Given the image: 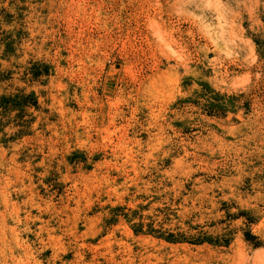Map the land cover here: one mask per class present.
<instances>
[{"label":"rangeland","instance_id":"rangeland-1","mask_svg":"<svg viewBox=\"0 0 264 264\" xmlns=\"http://www.w3.org/2000/svg\"><path fill=\"white\" fill-rule=\"evenodd\" d=\"M0 211L3 264H264V0H0Z\"/></svg>","mask_w":264,"mask_h":264},{"label":"bare ground","instance_id":"bare-ground-1","mask_svg":"<svg viewBox=\"0 0 264 264\" xmlns=\"http://www.w3.org/2000/svg\"><path fill=\"white\" fill-rule=\"evenodd\" d=\"M159 27V26H158ZM166 35H167V33H166ZM169 35V34H168ZM173 37V36H172ZM174 38V37H173ZM174 40V39H173ZM5 200V199H4ZM6 201V200H5ZM1 212V211H0ZM0 219H1V221H0V227L1 228H4L5 226H6V217H5V215H0ZM4 230V229H3ZM5 231V230H4ZM4 231H2L0 234V264H3L2 263V257H4V252H5V250H6V246H5V242L6 241H4L5 240V237H6V234L4 233ZM9 233H10V238L13 240H11L12 241V243L14 242L15 243V245H16V247H18V246H20V242H21V239H20V237H19V234H18V232H17V230L15 229V228H13V229H10L9 230ZM6 238H8V237H6ZM3 242L5 243V244H3ZM13 243V244H14Z\"/></svg>","mask_w":264,"mask_h":264}]
</instances>
